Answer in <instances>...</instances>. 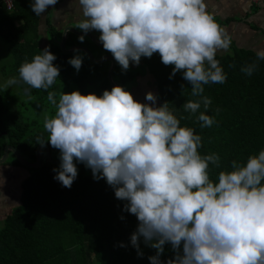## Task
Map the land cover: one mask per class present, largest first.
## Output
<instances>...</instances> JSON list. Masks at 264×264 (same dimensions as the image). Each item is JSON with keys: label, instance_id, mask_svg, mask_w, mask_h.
<instances>
[{"label": "clouds", "instance_id": "obj_1", "mask_svg": "<svg viewBox=\"0 0 264 264\" xmlns=\"http://www.w3.org/2000/svg\"><path fill=\"white\" fill-rule=\"evenodd\" d=\"M57 3L31 0L30 9L41 16ZM78 4L83 19L76 28L85 34L98 32L96 43L122 72L130 63L138 66L142 57L158 54L164 66H172L170 79L182 73L191 95L199 97L183 104L185 112L195 115L201 104L206 111L212 101L203 95L204 85L226 82L215 57L229 49L231 37L207 11L204 0H78ZM77 39L83 43L85 36ZM75 51L67 63L78 73L83 56ZM256 56L264 60V50ZM55 60L45 47L31 62L22 63L19 79L8 84L22 81L47 91L60 75ZM256 68L253 63L241 71L251 76ZM56 96L51 91L47 95L56 109L44 118L47 139L37 138L41 146L47 142L59 150L53 179L70 189L78 176L77 163L89 168L94 180L104 179L115 198L126 202L123 211L138 221L130 236L138 257L143 255L139 248L143 238L155 250L148 257L150 264H264V150L249 155L243 164L231 161V170L219 172L213 181L209 165L219 168V155L202 156L198 152L202 137L181 126L183 117L178 119L168 102L157 106L152 92L145 94L148 103L134 100L121 86L104 90L99 97L79 91L61 92L58 101ZM196 121L202 129L215 123L205 112H199ZM165 244L174 256L161 262Z\"/></svg>", "mask_w": 264, "mask_h": 264}, {"label": "trees", "instance_id": "obj_2", "mask_svg": "<svg viewBox=\"0 0 264 264\" xmlns=\"http://www.w3.org/2000/svg\"><path fill=\"white\" fill-rule=\"evenodd\" d=\"M30 2L14 0L12 8L6 11L0 1V40L11 57L10 64L0 68L1 74L19 79L20 65L25 60L31 62L48 47L56 56L53 64L59 67L60 75L47 91L32 89L22 81L16 83L15 91L25 97L24 102L18 100L10 104L0 89V157L3 148L10 146L24 162L35 164L36 149L40 145L37 138L46 140L48 134L23 116L26 104L37 97L48 104L49 91L57 93V101L61 92L79 91L82 95L93 93L99 97L104 90L110 91L113 84L108 80L110 61L96 64L84 55L77 73L67 63L76 52L68 54L60 50L61 31L50 26L49 17L45 20V34L39 33L40 18L31 11ZM43 36L48 38L46 46L40 44ZM98 36L95 32L92 38L98 39ZM78 37L66 34L64 46L68 49L85 47L88 52L98 49L97 59L111 55L102 45L92 43L87 37L80 43ZM229 51V54L215 57L227 76L226 82L204 85L203 95L212 103L206 111L201 104L195 115L182 108L186 101L199 99L191 95V85L183 80L182 73L178 72L170 79L172 66H164L158 54L140 60L155 85L157 106L168 102L174 115L178 119L183 117L181 126L193 128L202 137V147L198 149L202 156L219 155L220 167L209 165L213 181L217 180L219 172L231 170V161L243 164L249 155L264 150V60H258L254 52L234 45ZM253 63L257 65L256 70L251 76L245 75L241 68ZM139 76L138 72H122L114 60L111 77L116 85L131 88ZM29 95L32 99H28ZM199 112L213 117L215 123L202 129L196 121ZM44 144L51 160H59V150L47 142ZM42 155L38 169H24L27 177L21 182L17 204L1 220L0 264H150L148 257L155 255V250L140 238L139 248L143 255L138 257L137 250L130 244L138 221L134 215L123 211L126 202L115 198L105 180H94L92 175L85 173V165L77 163V178L70 189L64 188L53 179L55 173L52 170L59 166L47 163L44 151ZM8 157L14 166L21 167L11 153ZM121 216L124 219H120ZM121 244L125 246L120 247ZM173 256L171 246L165 244L161 262Z\"/></svg>", "mask_w": 264, "mask_h": 264}, {"label": "crops", "instance_id": "obj_3", "mask_svg": "<svg viewBox=\"0 0 264 264\" xmlns=\"http://www.w3.org/2000/svg\"><path fill=\"white\" fill-rule=\"evenodd\" d=\"M204 2L207 11L219 20L220 26L231 37V45L250 50L255 54L257 51L264 50V4L254 5L249 0H204ZM47 17H49L50 26L56 31L64 28L74 32L80 31L77 30L76 25L83 19L78 0H58L55 6H49L39 16V32L42 35L46 31L44 26ZM95 32L91 31L87 34L92 37ZM97 41V38L94 39V42ZM47 43L46 36H43L40 44L46 46ZM223 52L219 51L217 54H223ZM136 87L137 84L131 87L132 93Z\"/></svg>", "mask_w": 264, "mask_h": 264}, {"label": "rangeland", "instance_id": "obj_4", "mask_svg": "<svg viewBox=\"0 0 264 264\" xmlns=\"http://www.w3.org/2000/svg\"><path fill=\"white\" fill-rule=\"evenodd\" d=\"M216 22L218 24H220L218 19H216ZM39 29H40V26H39ZM76 32L82 33L80 31H76ZM46 41L48 42L47 36H46ZM59 41H60V38L58 39V43H59ZM66 48L68 49V47H66ZM88 48H89V46H88ZM89 52L92 53L93 60H98L96 58L100 55L99 54L100 51L98 49H91ZM229 53H230L229 49L227 51L223 52V54H229ZM75 54L76 53H74V55ZM79 54H81L83 56V59H84L85 54H83V52H80V51H79ZM108 54H110V53H108ZM107 56L112 57V55H107ZM107 56H103V57H107ZM103 57H100L99 59H101ZM10 62H11V57L6 50L4 42H2L0 40V68L1 67L6 68V66L8 64H10ZM127 71H131V72H135V73L138 72L140 75L139 76L140 78H138L139 82L137 84V90H134V92L132 94L134 100H136L140 103H148L147 101H145V94L150 91L154 95H156L155 85H154V83H151L152 77H150L147 74V72L145 70H143L141 63H139L138 66L132 65L130 63V67ZM1 72L2 71L0 69V89L3 90V93L5 95V97H4L5 101L9 102L10 104L15 103V101L17 102L18 100H20L21 102L26 101V99H24L25 97L23 95H18L17 91H15L17 88V84H11V85L8 84V81L14 77L10 76V75L3 76L1 74ZM136 81H135L134 85L136 84ZM124 89L126 91H128L130 94L132 93L131 92L132 88L125 87ZM44 108H47V109H44ZM55 110H56L55 107L51 106L49 102L47 104L41 98L37 97V98L30 100V102H28L26 104L23 116L26 117V119L28 121H30L31 123H34L36 125V127H39L40 130L43 131L44 130L43 122H44L45 116L46 115L49 117L53 116L54 115L53 112H55ZM9 153H11V152H9ZM9 153L7 154V158L4 162L5 165L0 164V173H3V176L5 175V172L7 171L5 166L6 165H12V161L8 157ZM42 161H43V155H42ZM76 167H78V166L76 165ZM85 170H86L85 173H87L88 175H92V172L89 168H85ZM14 173H15V175H13V177H10L9 179H6L3 176L2 177L0 176V227H1V220L3 219V217L5 215H8L9 212L17 204L18 193L21 192V189L17 188V183H21L22 180L27 177V173L25 171H17L16 170V171H14ZM3 178L6 179V182L1 185Z\"/></svg>", "mask_w": 264, "mask_h": 264}, {"label": "water", "instance_id": "obj_5", "mask_svg": "<svg viewBox=\"0 0 264 264\" xmlns=\"http://www.w3.org/2000/svg\"><path fill=\"white\" fill-rule=\"evenodd\" d=\"M66 34H72L74 36L84 35L90 41H94L93 38L91 37V35L85 34L83 32L77 33V32H74V31L68 29V28H64L61 30V37H60V43H59L60 50L64 53H68V54L72 53V52H76L75 50L81 51V52L85 53V55H87V57L89 58V60L92 63H96V64L103 63L105 61H110V67H109V71H108V80L111 84H113V86H118L114 83L113 77H111V76H113V71H114V59H113V57L107 56V57H103V58L98 59V60H93L92 55L84 47H73L70 49H65L64 40H65ZM95 44L102 45L101 43H96V42H95ZM42 151H44V155H45V159H46L47 163L51 164L52 166H59L60 160H56V161L51 160L49 149H48L47 145H45V144L43 146L39 145L37 147L36 154H35L36 160H35V164H33V165L25 163L20 157H18L16 152L8 146L3 148L2 155L0 157V164H4V162L7 158V154L9 152H11V154L14 156L16 162H18V164H21L24 168H26V169H38L41 166V152ZM79 164H82V163H79Z\"/></svg>", "mask_w": 264, "mask_h": 264}, {"label": "flooded vegetation", "instance_id": "obj_6", "mask_svg": "<svg viewBox=\"0 0 264 264\" xmlns=\"http://www.w3.org/2000/svg\"><path fill=\"white\" fill-rule=\"evenodd\" d=\"M138 82H139V80H137V82H136V84H138ZM152 83V82H151ZM135 84V85H136ZM134 89H136L137 90V87L136 88H134ZM133 94V93H132ZM131 94V95H132ZM141 101V100H140ZM12 136H15V135H12ZM17 136H20V135H17ZM6 147V146H5ZM8 147H10V146H8ZM11 148V147H10ZM13 149V148H12ZM13 156V155H12ZM13 158H14V156H13ZM41 159H42V155H41ZM15 160V159H14ZM16 161V160H15ZM26 163V162H25ZM17 164H18V162H17ZM28 164V163H27ZM18 165H20L21 167H17V166H14L13 165V163H12V165H6L5 167H6V169H7V171L5 172V175L3 176V173H0V176L2 177H4V178H6V179H9L10 177H13V175H15V173H14V171H25L24 169H26V168H24L21 164H18ZM31 165H33V164H31ZM26 172V171H25ZM3 178V180H2V183H1V185L2 184H4L5 182H6V179H4ZM17 188H20L21 189V183H17ZM18 194H20V193H18Z\"/></svg>", "mask_w": 264, "mask_h": 264}, {"label": "built area", "instance_id": "obj_7", "mask_svg": "<svg viewBox=\"0 0 264 264\" xmlns=\"http://www.w3.org/2000/svg\"><path fill=\"white\" fill-rule=\"evenodd\" d=\"M0 1L2 2L3 6L5 7V10L9 11L12 8L11 4L14 0H0ZM249 1L255 5H263L264 4V0H249Z\"/></svg>", "mask_w": 264, "mask_h": 264}]
</instances>
